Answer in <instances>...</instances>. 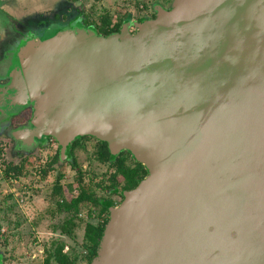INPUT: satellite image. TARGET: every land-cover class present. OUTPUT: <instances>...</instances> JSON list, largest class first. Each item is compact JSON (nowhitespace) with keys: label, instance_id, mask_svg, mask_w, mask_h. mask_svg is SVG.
<instances>
[{"label":"water","instance_id":"water-1","mask_svg":"<svg viewBox=\"0 0 264 264\" xmlns=\"http://www.w3.org/2000/svg\"><path fill=\"white\" fill-rule=\"evenodd\" d=\"M263 54L264 0H174L133 33L58 30L30 41L22 77L33 111L20 135L52 137L61 154L91 136L147 171L107 208L89 264H230L207 237L233 210L196 189L195 171L215 141L199 92L221 66ZM242 112L264 165V96L251 95Z\"/></svg>","mask_w":264,"mask_h":264},{"label":"rangeland","instance_id":"rangeland-1","mask_svg":"<svg viewBox=\"0 0 264 264\" xmlns=\"http://www.w3.org/2000/svg\"><path fill=\"white\" fill-rule=\"evenodd\" d=\"M136 3L137 0H0V264H41L54 241L65 243L64 250L74 259V264H85V250L81 246L83 228L86 223L94 224L105 215L100 214L98 207L80 204L77 216L72 217L73 238L60 232L61 222L70 214L58 211L55 201H68L75 196L78 183L74 167L61 154L44 176L34 170L36 153L44 167L56 152L53 139L45 140L38 150L28 155L30 159L23 163L18 178L6 181L1 175L5 161H18L23 155L16 153L9 136L22 146L29 142L24 139L26 135H20L27 124H19L28 109L18 115L19 110L30 105L24 98L22 77L27 45L30 41L49 38L58 30L96 34L92 24H82V18L94 20L107 9L115 21L121 10L130 9ZM96 145L94 138L82 136L72 150L75 166L81 169L82 182L90 184L96 197L111 199L116 205L120 200L118 195L97 184L100 181L105 184L111 170L106 162L96 158ZM120 153L124 155V164L130 166V155L125 151ZM56 172L63 175L59 181L61 192L52 196L50 191Z\"/></svg>","mask_w":264,"mask_h":264},{"label":"flooded vegetation","instance_id":"flooded-vegetation-1","mask_svg":"<svg viewBox=\"0 0 264 264\" xmlns=\"http://www.w3.org/2000/svg\"><path fill=\"white\" fill-rule=\"evenodd\" d=\"M137 1L130 9L118 13L120 24L116 32L126 27L128 33H133L137 24L155 18L160 10H168L174 0ZM215 78L212 85L201 88L199 92L204 100L205 113L214 127L215 141L195 171L196 189L206 200L223 203L233 213L214 226L207 241L214 254L224 262L264 264V165L259 164L258 140L251 135V124L242 112L243 103L251 95L264 96V54L261 58L234 59L221 66ZM25 108L28 109L27 114L19 124H27L32 117L31 103L19 110L18 115ZM9 137L16 153L23 155L18 161H5L1 175L6 181L11 177L18 178L23 163L30 159L28 155L38 150L45 140L53 139L41 136L35 142L32 140L22 146ZM124 151L128 153L126 150L118 152ZM58 152L61 154L60 147ZM61 156H64V152ZM131 158L130 166H137L139 162ZM34 160V170L42 176L43 165L38 153ZM230 255H247L249 258L236 261Z\"/></svg>","mask_w":264,"mask_h":264},{"label":"trees","instance_id":"trees-1","mask_svg":"<svg viewBox=\"0 0 264 264\" xmlns=\"http://www.w3.org/2000/svg\"><path fill=\"white\" fill-rule=\"evenodd\" d=\"M110 11L103 9L101 14L98 15L94 20H86L82 18V24L88 25L92 24L96 34L105 36L116 32L119 28V20H113ZM81 137H75L64 150V156L74 167L75 177L78 183V192L75 196L64 201L62 199H56L55 206L58 211H65L70 214L69 217L64 219L60 225V232L65 234L69 238H73L72 229L74 227L73 216L76 217L78 212V206L80 204L86 203L92 207L102 211L100 214L105 215L98 219L96 223L89 224L86 223L82 232L81 246L85 250L83 255L85 264H89L90 261L96 256L98 243L102 233L103 225L107 220V208L113 206V201L108 198L96 197L90 184L82 182V171L75 166V161L73 159L72 150L79 143ZM97 145L95 148V156L99 161L106 162L107 167L111 170L108 172L105 178V184L102 181L98 182V186L101 189H109L112 193L117 194L121 198V191L132 188L146 173L145 169L137 163V166L131 167L124 164V157L120 152L115 155H111L106 147L105 142L96 140ZM59 146H57L56 152L53 154L51 159L47 161L42 168V176L46 174L47 171L52 169L53 164L56 162L58 157H60L58 152ZM63 155V154H62ZM61 172H56L54 179L52 181L50 194L52 196L58 195L61 192V185L59 183L62 178ZM119 187V189L117 188ZM93 211V210H92ZM87 215H91V211H87ZM100 215H98L99 217ZM64 242L54 241L50 245V248L46 250V255L43 259V264H74V259L69 257L65 250Z\"/></svg>","mask_w":264,"mask_h":264},{"label":"built area","instance_id":"built-area-1","mask_svg":"<svg viewBox=\"0 0 264 264\" xmlns=\"http://www.w3.org/2000/svg\"><path fill=\"white\" fill-rule=\"evenodd\" d=\"M112 1H114V0H112Z\"/></svg>","mask_w":264,"mask_h":264}]
</instances>
